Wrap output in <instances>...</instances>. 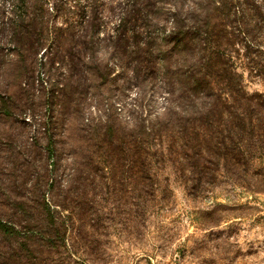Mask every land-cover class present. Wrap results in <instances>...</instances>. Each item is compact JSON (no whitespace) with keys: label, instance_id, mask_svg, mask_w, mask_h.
<instances>
[{"label":"rangeland","instance_id":"1","mask_svg":"<svg viewBox=\"0 0 264 264\" xmlns=\"http://www.w3.org/2000/svg\"><path fill=\"white\" fill-rule=\"evenodd\" d=\"M29 1L18 41L0 0V220L26 237L0 234V264H264V12L224 22L251 100L216 84L203 126L161 66L188 71L171 13L192 25L201 0H139L120 41L124 0ZM90 12L97 27L82 29ZM207 128L210 144L196 136Z\"/></svg>","mask_w":264,"mask_h":264},{"label":"trees","instance_id":"2","mask_svg":"<svg viewBox=\"0 0 264 264\" xmlns=\"http://www.w3.org/2000/svg\"><path fill=\"white\" fill-rule=\"evenodd\" d=\"M14 15L10 18L11 38L21 41L24 37V26H26L28 18V10L33 5L29 0H10ZM168 0H161L165 3ZM203 9H198L194 6L190 15H192V25L186 24V18H183L179 9L171 13V30L167 36V40L172 45L173 52L181 55L186 50V61L188 64V71L180 75L178 68H175L174 77L170 80L169 70L170 64L166 63L167 59L164 57L161 62L162 69L164 70L165 83L168 86L175 87L181 86L186 94L189 103L194 105L202 104L200 110H197V116H200V123L211 124V119L217 117L218 101L221 100V95H218L216 84L225 80L231 83L227 85L228 94L227 100L231 98L240 106H245L251 100L248 93L242 87L239 81V75L236 70L229 65L228 56H226L223 44H221L223 37H229L226 32V24L231 16L244 18L248 12H264V0H201ZM169 2V1H168ZM139 0H124L118 6L122 10L121 19L115 29L112 30L110 37L118 41L128 38L129 25L135 20L134 12ZM34 16H30V23ZM96 19L92 12L83 17L82 29H95ZM237 23V20H235ZM186 24V25H183ZM84 32L81 31V35ZM209 44L212 46L209 48ZM175 80V81H174ZM238 81V82H237ZM66 86L63 85L61 92L66 91ZM172 93V92H171ZM3 100V98H2ZM228 106V104H226ZM192 115V114H191ZM190 113L188 121H192L193 116ZM207 121V122H206ZM194 123V121H192ZM165 124H162L164 126ZM212 125H209V127ZM144 134H149V128L142 127ZM162 134L163 130L160 129ZM196 129H194L195 131ZM152 133V132H151ZM212 129H205L200 134L197 133V138H202L205 143L210 144L212 140ZM194 136V133L191 134ZM144 141V140H143ZM185 148V146H184ZM46 217L50 218L53 226L56 225L50 207H44ZM59 232V231H58ZM0 234L7 240L17 241L22 240V235L15 227L0 220ZM46 238L55 239V236L50 231L45 233ZM63 240V238H62ZM65 243V241H64Z\"/></svg>","mask_w":264,"mask_h":264}]
</instances>
